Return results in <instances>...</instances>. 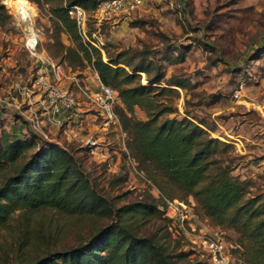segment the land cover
<instances>
[{
	"label": "rangeland",
	"instance_id": "1",
	"mask_svg": "<svg viewBox=\"0 0 264 264\" xmlns=\"http://www.w3.org/2000/svg\"><path fill=\"white\" fill-rule=\"evenodd\" d=\"M11 3L13 0H0V112L6 115L3 116L7 123L5 128L8 129L9 126L8 118L16 120L20 117L21 123L23 119L28 121L24 133L34 132L42 139L51 140L70 150L95 191L115 210L111 214L99 209L92 215H76L54 208L17 209L8 224L0 228V264H29L48 251L76 246L87 240L100 226L117 220L127 223L138 236L151 237L161 243L171 256L180 251L189 253L178 264L190 260L209 264L206 253L188 238L186 232L190 229H181L177 218L172 219L168 225L169 222L158 213L156 215L150 207L146 209L132 206L145 201L157 203L155 197L158 189L151 188L139 174V169L127 153L124 132L113 122L103 126L106 114L97 109L80 90L79 87L84 89L87 86L86 79L93 81L94 70L90 65L86 63L84 67H76L71 71L76 77H72V84H64L65 76L61 80L63 83H57L65 85L73 93L75 102L72 106L56 111L48 105L42 110L40 107L35 111H28L31 105L28 98L31 94L40 93V97L46 99L47 103L48 99L41 88L31 87L30 81L35 78L37 68L35 66L31 71L26 68L36 60L26 51L27 28L18 19V11ZM32 5L36 15L31 25L43 30L39 51L41 52L42 47L46 53L52 54L53 60L59 61L60 57V62L65 64L62 52L54 55L53 48L49 45L53 27L49 20L48 5ZM91 5L92 2L85 7L89 13L86 34L102 48L103 59H107L105 50L114 56L121 49L134 53L144 48L155 60L163 61L166 77L188 73L190 78L187 77V89L177 88L179 93H171L163 98L176 106L181 115L187 109L202 117L209 125L212 124L206 120L205 115L209 100L204 98L211 94L209 98L213 103L217 99V87L223 82L231 85L227 94L229 97L244 76L239 74L240 71L255 62L254 56H260L254 45L259 44L258 37H264V0H142V4L130 13H120L110 19L100 20L92 15L93 10L89 9ZM60 37L65 45L71 44L66 34L61 33ZM184 45L190 47L185 61L175 64L164 60L165 55H169V50H183ZM65 71L64 74L68 76L69 73L66 69ZM48 78L52 81V77ZM141 81L146 83L144 73ZM193 81L197 82L195 86H192ZM76 101L82 103L79 105L84 109H74L80 107ZM116 104L121 105L119 102L114 103V108ZM134 112L138 118L145 119L144 110L134 107ZM210 133L234 146L229 148L223 159L235 167L231 173L238 177L236 166L244 161L237 153L232 139L215 136L217 133L211 130ZM142 170L145 174L148 172L143 168ZM2 178L0 174V183ZM247 179L253 186L252 193L264 191L263 177L262 183L257 185L253 180ZM162 190L175 196L177 199L174 201L186 200V212L193 220L197 232H216L225 243L230 263H241L231 253L238 238L234 229L210 226L204 216L193 209L192 197H184L170 185ZM165 195L168 196L167 193ZM118 208H121L119 214L118 211L116 213ZM167 212L173 215L171 208Z\"/></svg>",
	"mask_w": 264,
	"mask_h": 264
},
{
	"label": "trees",
	"instance_id": "2",
	"mask_svg": "<svg viewBox=\"0 0 264 264\" xmlns=\"http://www.w3.org/2000/svg\"><path fill=\"white\" fill-rule=\"evenodd\" d=\"M28 1L36 6L48 5L53 27L49 45L54 55L62 52L65 64L60 57L59 61L53 60L50 52L49 57L71 71L87 63L102 83L115 90L116 103L121 105L116 104L114 112L126 136L127 153L143 178L161 194L155 197L157 203L141 201L132 206L150 207L170 225L172 218L163 216L160 209L165 204L163 198L177 199L163 192L170 185L184 197H192L193 209L210 226L235 230L238 238L231 253L241 260L240 264H264V191L252 193L253 186L247 178L231 173L235 167L223 158L233 145L213 137L212 125L187 109L181 115L176 106L164 99L168 94L179 93L177 88L187 89L188 74L166 77L163 61L155 60L144 48L134 53L121 49L114 56L105 50L104 60L102 48L87 34L80 35L64 0ZM90 2L92 11L98 0H66L67 5L80 4L84 8ZM61 33L68 36L71 44L63 43ZM182 49L174 48V53L169 50L164 60L182 63L190 47L184 45ZM143 73L145 84L141 81ZM196 84L192 82V86ZM134 107L145 111V119L136 116ZM171 113L173 116L163 117ZM4 125L0 117V228L8 224L17 209L54 208L76 215H92L104 209L105 213H113L115 209L95 191L70 150L34 132L12 135ZM117 211L119 214L121 208ZM188 255L180 251L171 256L161 243L138 236L127 223L117 220L100 226L84 242L48 251L29 264H178Z\"/></svg>",
	"mask_w": 264,
	"mask_h": 264
},
{
	"label": "built area",
	"instance_id": "3",
	"mask_svg": "<svg viewBox=\"0 0 264 264\" xmlns=\"http://www.w3.org/2000/svg\"><path fill=\"white\" fill-rule=\"evenodd\" d=\"M141 4L142 0H98L92 15L99 20L110 19L114 16H118L120 13H130L136 10ZM63 5L66 7L67 14L75 21L80 35L86 37V21L89 13L80 4L67 5L66 0H64ZM18 19L24 25L27 23L24 18L18 17ZM42 35L43 30L40 28L32 25L30 29L27 28V34L25 37L26 51L32 56V58L39 61L36 76L33 81H30V83L32 88L38 87L46 92V97L49 105L52 106V110L58 111L60 108H68L72 106L75 102V98L68 87L65 85H57V83H59L64 77V71L61 65L54 62L51 58L41 56L39 42ZM47 67L50 68L51 74H48V71L46 70ZM48 76L52 77V81ZM92 80L93 81H89L86 79L87 86H85L84 89L79 87L80 90L92 101L97 109L106 114L103 126L108 125L109 122L120 125L114 112L113 104L116 103L115 90L111 86L102 83L95 71L93 72ZM90 82L95 83L96 87L93 88ZM242 88L243 82L239 81L233 93L234 97H240ZM139 174L142 175L141 172ZM145 181L151 188L156 189L150 181ZM157 192V197L161 196L158 190ZM163 200L165 201V204L160 206V209L163 212L162 215L171 217L172 219L177 218L181 229H186V227L190 229L186 232L188 238L196 245V247L206 253L209 259V264H231L230 255L225 250V243L216 232L213 233L214 235H212L211 232L198 233L193 220L189 218L186 212L185 203L169 200L167 198H163ZM176 204H178V206ZM168 208H171L173 215L171 212H167Z\"/></svg>",
	"mask_w": 264,
	"mask_h": 264
},
{
	"label": "crops",
	"instance_id": "4",
	"mask_svg": "<svg viewBox=\"0 0 264 264\" xmlns=\"http://www.w3.org/2000/svg\"><path fill=\"white\" fill-rule=\"evenodd\" d=\"M254 41H256V38ZM257 41L259 44L254 45L257 50L264 48V37H258ZM41 49V56L50 58L42 47ZM258 53L263 57L254 56V58H256L255 62L244 67L239 73L240 75H244L242 80H240V82H243L240 97L235 98L232 96V93L229 96L231 98H229L227 94H229L231 90V85L223 82V84H219V87H217V93H215L217 94V99L213 101V103H211L212 101L209 98L212 96L211 94L204 98L205 100H209V108L205 107V109H207L205 115L207 116L206 120L212 124L214 128L213 131L217 133L215 136L222 137L223 139H225L224 137L226 136L232 139L231 142L235 145L237 153L244 161L236 166V174H238L241 179L249 178L253 180L255 185L259 182L262 183L261 177L264 178V50H259L257 51V54ZM60 65L64 72H66V69L67 73H69L68 76L64 74V79H66L64 84L67 82V85L72 84L74 81L72 77L76 78L73 72L64 65ZM35 66L36 68L39 66V61L37 59L31 63L30 67L25 68L31 71ZM46 70L48 74H51L49 67H47ZM246 74L248 75L246 76ZM60 82L63 83V81ZM90 83L94 88L95 83ZM211 83L215 86L213 81H211ZM208 86L210 89L209 84ZM235 88H233V91H235ZM28 99L31 103L28 109L29 112L35 111V109L40 107L42 110L49 105L46 99L40 97V93H33ZM216 102L219 103L215 106H211ZM76 104L80 107L74 109H84L83 106L79 105L82 103L76 101ZM25 114L27 115L28 112L26 111ZM3 116L6 115H2L0 112V117L6 121V117L4 118ZM75 116H77V114H75ZM7 122L9 123L8 129L5 128L6 122H4V129L12 135L19 136L23 135L25 124H27L28 121L23 119V123H21L20 117H17L16 120L8 118ZM113 124L120 129V125L117 123ZM14 131H16V133Z\"/></svg>",
	"mask_w": 264,
	"mask_h": 264
},
{
	"label": "bare ground",
	"instance_id": "5",
	"mask_svg": "<svg viewBox=\"0 0 264 264\" xmlns=\"http://www.w3.org/2000/svg\"><path fill=\"white\" fill-rule=\"evenodd\" d=\"M16 10L18 11V16L21 18L26 19L27 23L25 24L28 29L31 28V24L34 21V17L36 15V10L33 7V5L28 2L27 0H13V3H11ZM21 9L24 10V12L27 13V17L25 18L24 15L21 13Z\"/></svg>",
	"mask_w": 264,
	"mask_h": 264
},
{
	"label": "clouds",
	"instance_id": "6",
	"mask_svg": "<svg viewBox=\"0 0 264 264\" xmlns=\"http://www.w3.org/2000/svg\"><path fill=\"white\" fill-rule=\"evenodd\" d=\"M21 13H22V15H24V16H25V18L27 17V13H26V12H24V10H23V9H21Z\"/></svg>",
	"mask_w": 264,
	"mask_h": 264
},
{
	"label": "water",
	"instance_id": "7",
	"mask_svg": "<svg viewBox=\"0 0 264 264\" xmlns=\"http://www.w3.org/2000/svg\"><path fill=\"white\" fill-rule=\"evenodd\" d=\"M94 87H96V85H94ZM212 235H214L213 233H211Z\"/></svg>",
	"mask_w": 264,
	"mask_h": 264
}]
</instances>
